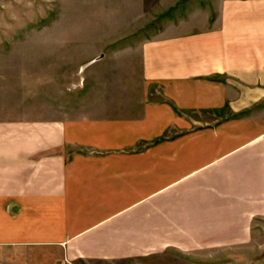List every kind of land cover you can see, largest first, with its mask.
<instances>
[{"label": "crops", "instance_id": "obj_1", "mask_svg": "<svg viewBox=\"0 0 264 264\" xmlns=\"http://www.w3.org/2000/svg\"><path fill=\"white\" fill-rule=\"evenodd\" d=\"M217 3L143 42L131 113L0 118V251L143 264L250 239L264 218V0Z\"/></svg>", "mask_w": 264, "mask_h": 264}, {"label": "rangeland", "instance_id": "obj_2", "mask_svg": "<svg viewBox=\"0 0 264 264\" xmlns=\"http://www.w3.org/2000/svg\"><path fill=\"white\" fill-rule=\"evenodd\" d=\"M217 4V0H0V118L131 113L144 101L143 42L174 32L172 24L189 18V11L197 10V22L205 20V9ZM158 91L150 89L149 98ZM153 251L166 252L143 264H264V218L252 223L250 239L225 248ZM0 264L85 262L67 261L56 250L12 248L0 251Z\"/></svg>", "mask_w": 264, "mask_h": 264}]
</instances>
